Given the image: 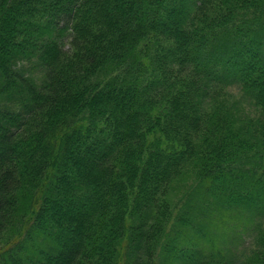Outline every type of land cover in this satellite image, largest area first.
I'll return each instance as SVG.
<instances>
[{"label":"trees","instance_id":"1","mask_svg":"<svg viewBox=\"0 0 264 264\" xmlns=\"http://www.w3.org/2000/svg\"><path fill=\"white\" fill-rule=\"evenodd\" d=\"M3 237L0 264H264V0H0Z\"/></svg>","mask_w":264,"mask_h":264},{"label":"rangeland","instance_id":"2","mask_svg":"<svg viewBox=\"0 0 264 264\" xmlns=\"http://www.w3.org/2000/svg\"><path fill=\"white\" fill-rule=\"evenodd\" d=\"M65 47L67 48L68 45L66 43V39H65ZM230 93H234L237 95V91L234 89V92ZM238 96V95H237ZM247 110L252 111V109L247 106ZM196 168L193 166H188L187 168H184L180 173L179 176H177L171 186H170V190H169V198L172 201L173 205L175 207L176 202L178 203L179 198L184 194V192L188 189V187L192 184V182L194 181L195 178V173H196ZM180 203V202H179ZM207 215V223L212 224L213 221L215 220V216L213 214V212L209 211L205 213L204 216ZM197 220V219H196ZM211 234L213 231V229L210 230ZM217 233H214L213 235H216ZM6 237H3L2 239L0 238V246L3 245L5 243ZM196 243V248L199 247V249H203L204 247L201 246V244ZM213 243V242H212ZM210 242V246L208 247H212V244ZM203 247V248H202ZM219 249L218 245H213L212 250L215 251Z\"/></svg>","mask_w":264,"mask_h":264}]
</instances>
